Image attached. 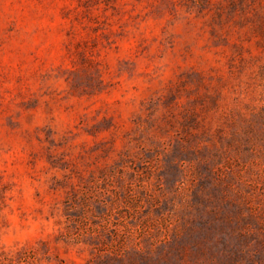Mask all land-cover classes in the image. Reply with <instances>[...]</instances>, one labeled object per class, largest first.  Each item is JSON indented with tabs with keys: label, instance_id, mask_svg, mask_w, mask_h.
<instances>
[{
	"label": "rangeland",
	"instance_id": "1",
	"mask_svg": "<svg viewBox=\"0 0 264 264\" xmlns=\"http://www.w3.org/2000/svg\"><path fill=\"white\" fill-rule=\"evenodd\" d=\"M0 264H264V0H0Z\"/></svg>",
	"mask_w": 264,
	"mask_h": 264
}]
</instances>
